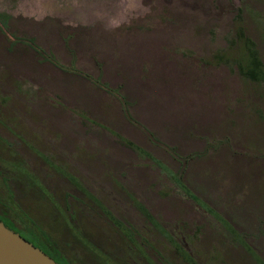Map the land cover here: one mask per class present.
Masks as SVG:
<instances>
[{
    "label": "rangeland",
    "instance_id": "1",
    "mask_svg": "<svg viewBox=\"0 0 264 264\" xmlns=\"http://www.w3.org/2000/svg\"><path fill=\"white\" fill-rule=\"evenodd\" d=\"M3 63L147 150L133 181L169 201L172 234L192 231L194 264H264V0H0Z\"/></svg>",
    "mask_w": 264,
    "mask_h": 264
},
{
    "label": "flooded vegetation",
    "instance_id": "2",
    "mask_svg": "<svg viewBox=\"0 0 264 264\" xmlns=\"http://www.w3.org/2000/svg\"><path fill=\"white\" fill-rule=\"evenodd\" d=\"M0 69V221L3 225L57 264H91L88 257L92 253L101 258L114 253L109 237L121 240L115 249L119 260L124 253V261L130 259L127 261L130 263L169 264L165 251L168 246L186 264H194L185 251L187 238H194L192 231L172 234L155 214V211L165 214L169 201L156 200V189L148 180L142 184L133 181L141 176L137 171L139 157L152 159L147 150L133 137L105 127L103 132L112 133L118 145L132 152L130 161L118 160L107 153L108 143L96 133L97 124L86 122L82 126L85 135L80 136L79 126L59 119L57 109L78 110L92 117L88 111L73 109L66 104V98L39 87L33 91L26 89L23 86L29 81L27 75L13 73L4 63ZM157 165L174 179L179 191L189 194V188L177 173L163 162ZM123 201L129 213L116 210ZM152 236L161 237V243L156 245ZM89 239H101L103 249ZM243 243L250 248L244 240ZM66 244L73 247L71 253H67Z\"/></svg>",
    "mask_w": 264,
    "mask_h": 264
},
{
    "label": "water",
    "instance_id": "3",
    "mask_svg": "<svg viewBox=\"0 0 264 264\" xmlns=\"http://www.w3.org/2000/svg\"><path fill=\"white\" fill-rule=\"evenodd\" d=\"M0 264H57L0 221Z\"/></svg>",
    "mask_w": 264,
    "mask_h": 264
},
{
    "label": "crops",
    "instance_id": "4",
    "mask_svg": "<svg viewBox=\"0 0 264 264\" xmlns=\"http://www.w3.org/2000/svg\"><path fill=\"white\" fill-rule=\"evenodd\" d=\"M66 100L68 101L66 104L69 106V107H73V109H75L77 106H76V104L73 102V101H71V100H69L68 98H66ZM79 108V107H78ZM58 111H60L62 114H64L65 116H67V117H70L71 118V120L70 121H73V124H77L78 126H79V129H81V130H83L84 131V129H83V125L85 126V123H83V121L81 122V121H77L76 119H75V117L73 116V114L71 113V111H69V110H66L65 111V109L64 108H58L57 109ZM83 110V109H82ZM84 111H87V110H84ZM101 123V124H100ZM106 124V123H105ZM104 123H102L101 121L99 122V126L97 127L98 129L96 130V132L97 133H99V131L100 132H103V130L102 129H104L105 130V127H107L106 125H105ZM105 125V126H104ZM106 131V130H105ZM82 132V131H81ZM111 134V133H110ZM99 135H101L104 139H105V141L108 143V145H107V153L109 154H113V156L115 157V158H117L118 160H123L124 161V159H127V158H131V157H133L132 156V152L130 151V148H128V150L127 149H124L123 147H121L120 145H118L115 141H114V139H109L108 138V136L107 135H104V134H100L99 133ZM112 136V135H111Z\"/></svg>",
    "mask_w": 264,
    "mask_h": 264
},
{
    "label": "trees",
    "instance_id": "5",
    "mask_svg": "<svg viewBox=\"0 0 264 264\" xmlns=\"http://www.w3.org/2000/svg\"><path fill=\"white\" fill-rule=\"evenodd\" d=\"M88 240V239H87ZM89 241H92L93 242V244L97 247V248H99V249H103L102 248V242H101V239H92V240H90L89 239ZM121 240L120 239H117V238H115V237H109V242H111V246H112V250H114V253H108L107 255H104L103 257L104 258H101L100 257V255H97V254H95V253H92V257H93V260H97L98 262L100 261L101 262V264H107L108 262H110V263H112V264H121V263H118V261H119V259H118V257L116 256V252H115V249H116V246H118L119 245V242H120ZM96 258V259H95ZM127 258H129V257H127ZM127 261H131L130 259L129 260H127ZM125 262V264H128V262ZM95 263V262H94ZM96 264V263H95ZM129 264H135V263H129ZM143 264V263H142Z\"/></svg>",
    "mask_w": 264,
    "mask_h": 264
}]
</instances>
